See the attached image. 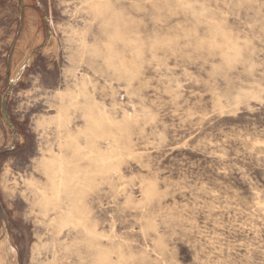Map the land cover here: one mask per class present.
I'll return each mask as SVG.
<instances>
[{
  "label": "rangeland",
  "instance_id": "1",
  "mask_svg": "<svg viewBox=\"0 0 264 264\" xmlns=\"http://www.w3.org/2000/svg\"><path fill=\"white\" fill-rule=\"evenodd\" d=\"M5 236L20 264H264V0H0Z\"/></svg>",
  "mask_w": 264,
  "mask_h": 264
},
{
  "label": "bare ground",
  "instance_id": "2",
  "mask_svg": "<svg viewBox=\"0 0 264 264\" xmlns=\"http://www.w3.org/2000/svg\"><path fill=\"white\" fill-rule=\"evenodd\" d=\"M22 70L23 65L18 68L16 73L20 75ZM0 264H20L18 249L10 243L8 236H5L0 242Z\"/></svg>",
  "mask_w": 264,
  "mask_h": 264
}]
</instances>
